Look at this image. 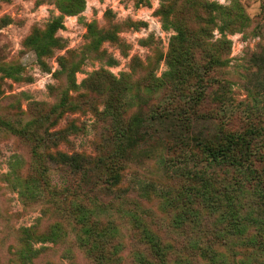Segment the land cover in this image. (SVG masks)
Here are the masks:
<instances>
[{"label": "rangeland", "instance_id": "obj_1", "mask_svg": "<svg viewBox=\"0 0 264 264\" xmlns=\"http://www.w3.org/2000/svg\"><path fill=\"white\" fill-rule=\"evenodd\" d=\"M208 70L244 102L226 122ZM244 113L264 114V0H0V264H96L84 241L107 227L106 264H260L216 214L174 222V155L249 130Z\"/></svg>", "mask_w": 264, "mask_h": 264}, {"label": "trees", "instance_id": "obj_2", "mask_svg": "<svg viewBox=\"0 0 264 264\" xmlns=\"http://www.w3.org/2000/svg\"><path fill=\"white\" fill-rule=\"evenodd\" d=\"M76 13L71 11V14ZM224 23H227V21L223 20V24L220 25L221 31L227 27ZM171 72L172 70H169V75ZM209 72L210 70L206 72L207 74L203 78L202 87L205 89L211 83H216L218 87L226 88V96L224 98L218 96L220 103H222V109L226 111L222 116V120L226 122L238 111L240 104H244V102L230 98L229 92L231 89L229 84L231 82L227 78L216 79L210 76ZM180 96L183 103L180 104L179 102L178 108L182 111L181 115L178 116L185 119L187 112L196 106L197 101L191 100V98L186 99L183 95ZM157 105L159 104L157 103ZM166 105L170 107L171 114L175 115L172 112L177 109L174 110V107L170 106V102ZM241 115L249 124V130L236 132L225 137L223 141L219 138V142L212 143L206 139L197 140L194 145L196 148H193L192 145L188 147L186 153L174 155L178 161L181 158L183 166H175L174 163H170L171 170L176 173L177 171L184 172L187 169L184 175L190 183L185 194L187 207L183 210V213L175 215L174 222L179 223L184 217L186 220L189 219L196 228L200 224V210H207L213 215L216 214L215 223L222 224L229 233L245 234L247 242L264 250V114H262L263 117L248 113ZM179 121L183 123L182 120ZM219 126L223 128L222 124ZM123 130L120 131V134H117L120 150L129 134L127 130ZM177 138L183 145H186L180 137ZM177 146V144H174L169 149L175 150ZM183 154L185 157H182ZM169 161L174 162V159L170 158ZM189 162L192 163L193 168L188 166ZM119 163L118 160L117 168ZM112 165V167H109L111 176L117 170L115 168L116 162H113ZM52 192L59 194L60 190L58 187H54ZM245 194L251 195L250 209L245 216H241L240 210L243 207L241 198H244ZM56 203H60V200H56ZM194 204H200V208L194 207ZM83 218L89 219L84 214ZM107 230L108 227L104 230H93L89 232L84 241L89 254L96 257V264H106L112 260V255L106 247L108 245ZM91 236L94 240H89ZM151 245L156 251L154 254L160 256L161 246L155 243ZM197 248H200V246ZM208 253L212 254L213 258L210 256L212 260L219 258L218 253L211 249L207 250L205 255ZM219 262L227 264L220 258ZM187 263L186 261L183 264ZM259 263L264 264V259H261ZM147 264H151V262L147 261ZM240 264L251 263L250 261H242Z\"/></svg>", "mask_w": 264, "mask_h": 264}]
</instances>
